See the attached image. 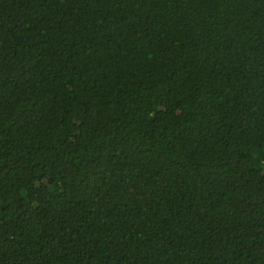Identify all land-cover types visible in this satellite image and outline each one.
I'll list each match as a JSON object with an SVG mask.
<instances>
[{
  "label": "trees",
  "instance_id": "trees-1",
  "mask_svg": "<svg viewBox=\"0 0 264 264\" xmlns=\"http://www.w3.org/2000/svg\"><path fill=\"white\" fill-rule=\"evenodd\" d=\"M0 264H264V0H0Z\"/></svg>",
  "mask_w": 264,
  "mask_h": 264
}]
</instances>
